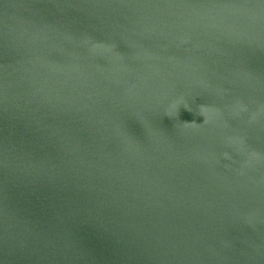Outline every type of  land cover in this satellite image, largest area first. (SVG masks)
I'll return each instance as SVG.
<instances>
[{
	"label": "water",
	"instance_id": "water-1",
	"mask_svg": "<svg viewBox=\"0 0 264 264\" xmlns=\"http://www.w3.org/2000/svg\"><path fill=\"white\" fill-rule=\"evenodd\" d=\"M0 264H264V0H0Z\"/></svg>",
	"mask_w": 264,
	"mask_h": 264
}]
</instances>
